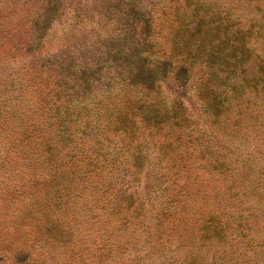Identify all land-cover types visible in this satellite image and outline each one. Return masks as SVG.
Listing matches in <instances>:
<instances>
[{"label": "trees", "instance_id": "1", "mask_svg": "<svg viewBox=\"0 0 264 264\" xmlns=\"http://www.w3.org/2000/svg\"><path fill=\"white\" fill-rule=\"evenodd\" d=\"M153 5L126 6L123 26L104 40L102 54L92 56L90 63L48 56L51 94L45 171L36 179L51 201L49 206L45 201V207L43 201L36 204L44 207V223L39 228H45L47 237L72 239L93 210L97 223L106 220L103 216L111 220L113 226L106 233H116L118 240L123 227L132 228L133 238L138 236L152 247L153 235L162 239L164 247L172 237L177 239V249L167 248L169 254L187 246L186 236L181 233L179 240L172 231L180 226L179 220L186 221L183 211L194 178L186 165L176 170L171 165L170 151L178 148L174 142L204 146L195 149L200 148L204 153L199 155L210 160L205 164L206 174L215 182H232L223 191L236 190L231 194L235 207L247 203L250 193H259L261 182H256L260 178L242 176L252 164L242 153L235 154L231 145L237 138L230 136L236 137L245 116L251 117L248 107H255L259 98L264 103V18L236 24L232 31L229 26L189 15L177 20L170 53L158 56ZM53 10L50 6L43 14L46 27L54 20ZM122 92L126 95L120 97ZM253 117L263 132L264 119H259L264 110ZM227 119L233 122L232 131L226 133L229 137L225 135ZM216 138L226 147H215ZM262 204L255 200L256 208ZM20 208L17 204L14 210ZM218 219L201 226L200 239L219 244L213 247L217 258L212 264L264 262L219 256L220 243L234 235L220 228ZM241 228L239 240L250 241V233ZM184 248L174 264H203L191 249ZM14 253L30 257L21 245ZM241 254L247 256L245 250Z\"/></svg>", "mask_w": 264, "mask_h": 264}, {"label": "rangeland", "instance_id": "2", "mask_svg": "<svg viewBox=\"0 0 264 264\" xmlns=\"http://www.w3.org/2000/svg\"><path fill=\"white\" fill-rule=\"evenodd\" d=\"M147 3L154 4L153 37L159 44L154 51L158 56L170 53L177 20H185L189 15L229 26L232 31L236 24L239 26L254 17L264 18L262 0H0V264H174L185 253L184 247L191 249L203 264H212L217 258L213 247L219 244L213 239H200L201 226L211 218H219L218 226L234 235L220 243L223 247L219 256L264 260V129L262 132L253 117L264 110L262 98L255 107L247 108L251 117L241 120L236 137L230 136L237 138L231 145L235 154L242 153L252 164V169L242 176L260 178L256 185L261 182L259 193L256 196L250 193V200L242 206H234L231 194L236 190L223 191L224 186L233 185L230 180L215 182L206 174L205 164L210 160L199 155L204 153L200 148L195 149L204 146H197L196 142H174L178 148L170 151L171 165L174 170L186 165L188 174L194 178L191 197L187 198V208L183 211L186 221L179 220L180 226L172 231V236L178 239L183 233L181 236H186L189 242L178 248V252H166L167 248L177 249V239L173 241V237L168 247H164L162 239L153 235L152 247L138 236L133 238L132 228L122 227L120 240L115 238L119 237L116 233L108 236L106 232L113 223L107 216L97 223L93 210L83 228L71 234L72 239L60 235L47 237L45 228H39L44 223L42 209L51 202L44 186L36 182L45 171L51 94L48 56L92 62V56L102 54L104 40L123 26L124 8ZM50 6L55 10L54 20L46 27L43 14ZM232 124L226 120V136L232 131ZM254 145L257 147L253 148ZM215 147L223 149L226 144L216 138ZM255 200L263 204L256 208ZM37 202H42L44 207L42 203L36 205ZM17 204L22 208L16 211ZM31 206L39 215L32 213ZM240 214L244 219L239 218ZM241 227L244 233H250V241L239 240ZM20 245L30 252L29 258L16 256L14 250ZM244 250L247 256H242ZM6 255L10 258H2Z\"/></svg>", "mask_w": 264, "mask_h": 264}]
</instances>
